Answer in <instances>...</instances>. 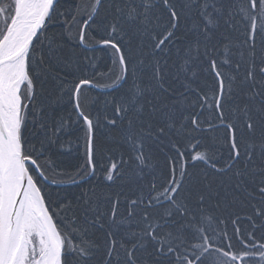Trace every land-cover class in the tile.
Instances as JSON below:
<instances>
[{
  "label": "snow or ice",
  "instance_id": "snow-or-ice-1",
  "mask_svg": "<svg viewBox=\"0 0 264 264\" xmlns=\"http://www.w3.org/2000/svg\"><path fill=\"white\" fill-rule=\"evenodd\" d=\"M0 264H264V0H0Z\"/></svg>",
  "mask_w": 264,
  "mask_h": 264
},
{
  "label": "trees",
  "instance_id": "trees-1",
  "mask_svg": "<svg viewBox=\"0 0 264 264\" xmlns=\"http://www.w3.org/2000/svg\"><path fill=\"white\" fill-rule=\"evenodd\" d=\"M76 163V157L75 155H69L65 158V164L66 165H71V164H74Z\"/></svg>",
  "mask_w": 264,
  "mask_h": 264
}]
</instances>
